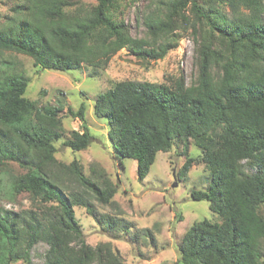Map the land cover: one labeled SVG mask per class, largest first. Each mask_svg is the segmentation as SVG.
<instances>
[{
    "label": "trees",
    "instance_id": "1",
    "mask_svg": "<svg viewBox=\"0 0 264 264\" xmlns=\"http://www.w3.org/2000/svg\"><path fill=\"white\" fill-rule=\"evenodd\" d=\"M93 1L12 0V13L0 22V54L21 53L58 71L98 69L123 48L140 59L162 58L190 29L198 39L194 82L119 80L96 96L93 111L106 119L119 159L136 161L138 179L158 151L176 142L185 153L189 143L200 149L210 184L190 195L205 199L220 219L203 218L184 232L180 264H264V0H151L138 16L145 36L132 35L123 18L139 0ZM27 83L13 60H0V196L25 192L35 206L19 212L0 206V264H35L38 242L47 245L41 264H124L109 241H85L74 213L82 206L105 230L127 232L131 222L112 199L117 184L101 168L85 175L77 160L56 159L62 100L28 99ZM67 111L81 130L64 144L79 151L93 138L85 106ZM197 160L186 154L178 177ZM10 162L23 172L13 174ZM94 201L115 212H98Z\"/></svg>",
    "mask_w": 264,
    "mask_h": 264
},
{
    "label": "rangeland",
    "instance_id": "2",
    "mask_svg": "<svg viewBox=\"0 0 264 264\" xmlns=\"http://www.w3.org/2000/svg\"><path fill=\"white\" fill-rule=\"evenodd\" d=\"M150 1L129 3L124 9L123 18L132 35L145 36V26L138 16L141 10L150 5ZM123 3L120 2V7H123ZM11 5L12 0H0V22L4 16L12 13ZM179 33L181 38L178 45L162 58L140 59L123 48L110 58L104 68L98 69L84 64L58 71L39 68L29 56L21 53L9 51L0 54V60H13L28 80L24 93L26 98L51 105L57 104L58 99L62 100L63 109L59 114L64 130L62 136L53 142L56 159L64 163L77 160L85 175L90 174L91 167L101 168L117 184L112 199L117 202L120 215L131 222L127 232L105 230L82 206H74V213L85 241L91 245L109 241L121 255L124 264H180L178 244L184 232L193 222L203 218L211 221L220 219L217 213L209 209L205 199L196 200L190 195L192 190H205L210 184L209 171L197 160L199 148L189 143L185 153L182 145L176 142L169 151H158L149 172L138 179L136 161L132 158L119 159L107 136L106 119L97 117L93 111L96 96L119 80L160 83L183 77L187 85L194 82L198 73V39L190 29ZM81 103L85 106L84 116L93 138L86 148L75 151L64 141L71 136L72 130H81V123L79 118L69 115L67 107L76 111ZM186 154L197 161L192 162L187 175L178 177ZM8 167L13 174L23 172L16 163L10 162ZM174 182L176 185L173 186ZM93 204L98 212H115L109 205L96 201ZM0 206L15 212L35 209L25 192L14 198L0 196ZM46 248L43 242L34 245L31 250L33 263H42ZM10 264L25 263L18 260Z\"/></svg>",
    "mask_w": 264,
    "mask_h": 264
},
{
    "label": "water",
    "instance_id": "3",
    "mask_svg": "<svg viewBox=\"0 0 264 264\" xmlns=\"http://www.w3.org/2000/svg\"><path fill=\"white\" fill-rule=\"evenodd\" d=\"M176 185V182L173 183V186Z\"/></svg>",
    "mask_w": 264,
    "mask_h": 264
}]
</instances>
